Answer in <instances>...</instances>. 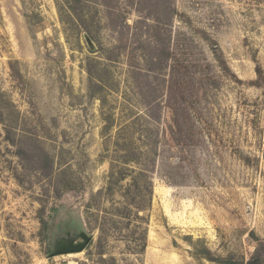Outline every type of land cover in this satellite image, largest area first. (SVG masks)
<instances>
[{
  "label": "rangeland",
  "instance_id": "374dc122",
  "mask_svg": "<svg viewBox=\"0 0 264 264\" xmlns=\"http://www.w3.org/2000/svg\"><path fill=\"white\" fill-rule=\"evenodd\" d=\"M0 264H264V0H0Z\"/></svg>",
  "mask_w": 264,
  "mask_h": 264
},
{
  "label": "water",
  "instance_id": "95a60500",
  "mask_svg": "<svg viewBox=\"0 0 264 264\" xmlns=\"http://www.w3.org/2000/svg\"><path fill=\"white\" fill-rule=\"evenodd\" d=\"M80 238L83 240L82 243L73 244L71 246H65L59 250H57V255H69V254H76L82 252L86 246L88 245V242L90 240V237L87 233H81Z\"/></svg>",
  "mask_w": 264,
  "mask_h": 264
}]
</instances>
